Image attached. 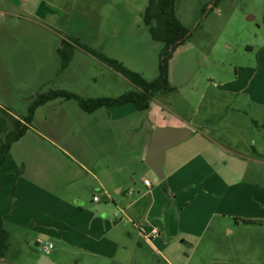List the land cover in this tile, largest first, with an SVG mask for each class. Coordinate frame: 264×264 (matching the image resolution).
<instances>
[{
  "label": "crops",
  "instance_id": "crops-1",
  "mask_svg": "<svg viewBox=\"0 0 264 264\" xmlns=\"http://www.w3.org/2000/svg\"><path fill=\"white\" fill-rule=\"evenodd\" d=\"M42 5L45 6L44 0L36 8L38 13ZM34 36L40 39V34ZM42 36L46 41V35ZM60 47L17 48L11 52L16 57L13 59L16 66L34 73L31 78L36 82L29 89L26 114L6 111L18 118L27 115L34 97L44 91L47 83H53L54 89L92 97L86 89L92 88L89 81L92 84L99 81L98 76L80 67L83 69L80 80V70L72 71L75 68L72 62L79 50L100 60L76 47L69 65L60 70ZM107 55L121 60L114 54ZM7 56L5 50L1 51L0 62L7 65ZM75 83H82L83 87L79 90L70 85ZM167 98L156 96L147 110L127 103L88 112L78 101L62 98L37 108L29 129L13 143L0 168V214L10 232V248L14 246V253L16 248L21 250L27 244L33 264H39L42 255H47L52 264H68L60 256L50 255L57 242L81 254L74 264H107L120 255L121 248H126L125 237L135 236L142 241L141 245L146 242L160 251L178 236L204 233L206 228L200 234L181 227L174 229L173 221L181 220L184 207L217 182L224 188L220 192L210 190L219 200L212 218L232 215L238 220H254L251 223L264 218V99L249 95L247 99L250 108L260 110L250 117L260 134L255 140L254 128L243 123L245 117L241 113L221 114L217 120L230 123L209 128L204 122L212 118H204L200 124L194 122L171 108ZM9 125L12 128L10 121ZM167 125L190 127L193 134L167 150L164 185L162 181L154 182L157 176L147 165L146 157L156 129ZM249 139L252 144L245 152L240 145L244 146ZM221 163L225 164L224 170L236 163L253 164L249 173L258 178H237L224 173L219 167ZM146 178L151 180V186L145 184ZM126 198L129 200L125 204ZM244 201L253 207L252 212L249 210L251 214L233 209L236 202ZM127 220L134 223L137 235L128 228ZM47 243H53L48 252L42 249ZM17 259L6 255L0 264H20Z\"/></svg>",
  "mask_w": 264,
  "mask_h": 264
},
{
  "label": "rangeland",
  "instance_id": "rangeland-1",
  "mask_svg": "<svg viewBox=\"0 0 264 264\" xmlns=\"http://www.w3.org/2000/svg\"><path fill=\"white\" fill-rule=\"evenodd\" d=\"M44 1L45 6L38 13L36 8L43 0H0V52L5 50L9 56L7 65L0 62V116L5 114L2 109L26 114L29 89L36 82L31 78L34 73L14 63L16 57L11 52L17 48L63 46L66 38L76 37L85 45L114 54L148 79L159 75L164 43L154 40L144 23L143 13L149 0ZM215 1H176L177 16L192 34L176 47L168 60L169 79L176 90L167 99L171 108L194 122L200 124L204 118H212L204 122L209 128L230 123L218 121L221 114L241 113L245 117L243 123L254 128L256 140L260 138L259 130L250 117L260 110L250 108L247 99L248 95L264 99V0H219L217 5ZM36 34H40V39ZM72 64L75 66L72 71L80 70L79 79L83 73L80 67L98 76V82H88L92 88L86 91L92 97L119 95L134 86L82 50L77 52ZM70 85L83 87L82 83ZM52 87L53 83H47L44 90ZM251 144L249 139L240 148L247 152ZM252 165L236 163L226 171L224 163L219 167L237 178H258L249 173ZM151 176L155 178L153 172ZM223 188L220 182L212 185L184 207L181 220L173 221L174 229L181 227L200 234L206 228L202 235L178 236L168 247H160V251L146 242L141 245L136 236L125 237L126 248H121L120 255L107 264H264V218L256 223L232 215L212 218L219 201L212 191L220 189V192ZM109 203L114 205L112 201ZM250 208L253 207L244 201L236 202L233 209L251 214ZM126 225L137 235L132 221L127 220ZM13 248L7 257L18 258L20 264H33L27 244L21 250L16 248L15 253ZM50 255L60 256L68 264H74L81 256L57 242Z\"/></svg>",
  "mask_w": 264,
  "mask_h": 264
},
{
  "label": "trees",
  "instance_id": "trees-1",
  "mask_svg": "<svg viewBox=\"0 0 264 264\" xmlns=\"http://www.w3.org/2000/svg\"><path fill=\"white\" fill-rule=\"evenodd\" d=\"M177 0H149L143 13L144 23L156 41L164 43L160 53V72L154 79L146 78L141 72L128 67L123 61L111 57L96 48L81 43L76 37L67 38L64 45L59 48L61 57L60 70L65 69L71 62L76 47L83 48L94 55L101 62L122 74L135 88L127 90L119 95L88 97L66 89L51 88L40 91L34 97L27 115L18 118L9 111L2 109L4 116H0V168L6 162L7 156L14 142L19 140L29 129L34 120L37 108L57 98L64 100L74 99L88 112L95 111L104 106H115L133 103L139 110L150 108L156 96L168 97L176 90L169 79L168 60L171 58L176 47L184 43L192 34L190 28L185 26L177 16L175 5ZM219 0L215 1L217 5ZM11 120L12 128L9 125ZM260 126L258 122H255ZM264 126V124L262 125ZM1 134H4L2 136ZM165 185V182L162 181ZM245 222H254L252 219H244ZM10 249V232L0 214V260L3 259Z\"/></svg>",
  "mask_w": 264,
  "mask_h": 264
},
{
  "label": "water",
  "instance_id": "water-1",
  "mask_svg": "<svg viewBox=\"0 0 264 264\" xmlns=\"http://www.w3.org/2000/svg\"><path fill=\"white\" fill-rule=\"evenodd\" d=\"M193 134L190 127L160 126L153 136L146 163L160 181L166 178V154L169 148L187 140ZM39 264H52L47 255H42Z\"/></svg>",
  "mask_w": 264,
  "mask_h": 264
},
{
  "label": "built area",
  "instance_id": "built-area-1",
  "mask_svg": "<svg viewBox=\"0 0 264 264\" xmlns=\"http://www.w3.org/2000/svg\"><path fill=\"white\" fill-rule=\"evenodd\" d=\"M145 184L148 185V186H151L152 185V182L149 178H146L144 180ZM95 199H98V197L96 196ZM155 233H157V230H155ZM53 247V243H47V244H44L42 245V249L46 252L49 251V249H51Z\"/></svg>",
  "mask_w": 264,
  "mask_h": 264
}]
</instances>
